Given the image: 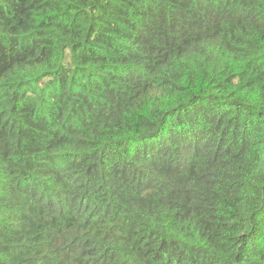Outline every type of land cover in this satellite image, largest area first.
Listing matches in <instances>:
<instances>
[{
  "label": "trees",
  "instance_id": "obj_1",
  "mask_svg": "<svg viewBox=\"0 0 264 264\" xmlns=\"http://www.w3.org/2000/svg\"><path fill=\"white\" fill-rule=\"evenodd\" d=\"M0 264H264V0H0Z\"/></svg>",
  "mask_w": 264,
  "mask_h": 264
}]
</instances>
